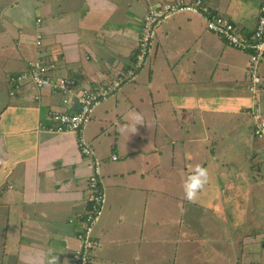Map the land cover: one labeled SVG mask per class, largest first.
<instances>
[{"label": "crops", "instance_id": "crops-1", "mask_svg": "<svg viewBox=\"0 0 264 264\" xmlns=\"http://www.w3.org/2000/svg\"><path fill=\"white\" fill-rule=\"evenodd\" d=\"M171 1L0 0V264H49L54 257L57 264H66L78 246L77 231L88 197V160L79 152L76 134L51 130L54 124L47 111L66 109L61 97L25 81L13 90L9 78L27 73L29 62L40 58L53 65V77L73 79L75 93L109 83L131 69L148 8ZM206 1L243 32L254 28L264 4V0ZM248 60L247 52L208 31L198 15L180 12L159 25L155 47L133 81L96 106L82 134L103 160L106 203L94 229L98 246L90 264H156L148 247L152 240L136 223L144 211L140 201L147 203L148 196L151 201L160 192L187 211L178 228L174 221L171 224L178 229L176 237L161 239L167 247L177 243L182 247L184 238L194 244V230L189 232L188 227L195 214L199 218L203 204H212L219 214L221 197L228 192L222 190V182L233 179L230 172L236 169H223L222 158L215 157L217 125L223 115L235 117L237 125L250 117V129L255 111L264 119V59L258 68L263 87L257 102L247 87ZM137 114L143 124L130 133ZM201 145L210 152L211 163L197 162ZM249 158L252 162L254 156ZM257 163L244 173L242 169L234 173L258 177L243 187L246 227L251 232L243 239L254 250L247 256L258 252L256 243L264 247V239L254 240L259 234L251 231V212L258 210L259 217L264 216V167L252 166ZM201 164L213 172L204 187L209 200L199 192L196 202L180 201L184 181ZM219 173L221 185L216 182ZM166 175V186H156ZM228 183L230 190L239 188ZM231 219L225 221L226 228ZM144 236L147 242L142 244ZM196 243L191 250L206 254L202 240ZM168 251L177 260L176 249ZM261 260L252 262L264 264Z\"/></svg>", "mask_w": 264, "mask_h": 264}, {"label": "built area", "instance_id": "built-area-1", "mask_svg": "<svg viewBox=\"0 0 264 264\" xmlns=\"http://www.w3.org/2000/svg\"><path fill=\"white\" fill-rule=\"evenodd\" d=\"M179 12L198 15L208 31L220 37L227 45L247 52L249 55V64L246 68L247 87L255 96L262 85V79L257 69L259 61L264 58V4L260 6L256 24L249 32H243L234 21L217 13L206 0H173L150 6L142 18V32L131 69L125 75L119 76L109 83L81 88L77 93L73 91L75 86L73 79L64 76L53 77L50 73L53 70V65L44 63L40 58L29 62L27 73L9 78L13 84V90L20 88L25 81L34 88H46L50 94H57L61 97V104L66 109L60 110L51 107L47 111L54 124L52 130L75 133L80 153L88 159L87 209L84 216L80 218L76 236L78 246L66 264H90L93 260L94 251L98 246L94 229L102 215L106 199L100 175L101 162L94 156L90 144L83 137V129L91 120L94 109L100 102L114 96L124 84L133 81L139 69L145 66L148 56L155 47L156 31L159 25ZM71 105L75 106L73 111L69 110ZM253 133L257 137L264 138V119L256 111ZM112 158L116 159V156L112 155Z\"/></svg>", "mask_w": 264, "mask_h": 264}, {"label": "rangeland", "instance_id": "rangeland-1", "mask_svg": "<svg viewBox=\"0 0 264 264\" xmlns=\"http://www.w3.org/2000/svg\"><path fill=\"white\" fill-rule=\"evenodd\" d=\"M262 65L263 63L260 65V70ZM257 71L259 74L258 69ZM261 79L262 85L255 95L256 102L263 87V78ZM230 117L231 115H223L220 125H217L219 145L216 147L215 157L218 159L222 158L223 169L226 168L228 170L231 168L230 166H233L236 170H232L230 172V175H232L233 179L228 180V178H225L222 182V190L224 191L225 189H228V192L226 191L221 197V211L219 214L217 215L215 210L212 209V204L206 203L203 204V209L199 212V218L197 219L196 214L193 216L192 227L189 226L188 228L189 232L192 229L194 230V244H190V242L185 238L182 240V247L180 248H177L180 243L168 247L164 244H161V239L165 238L166 236H170L172 238L176 237L179 223L181 222V219H184V217L187 215V211H181L179 203L171 200V197L169 196H162L160 192L158 196L156 195V198L151 201L150 196H148V202L145 203V200L143 201L145 205L140 201L141 209H143L144 206V211L141 213V217L136 220V223H141L143 229L146 230V235L152 240L151 243H148V247L151 249V258L154 256V263L158 264L159 261L165 262V264H193V259H198L196 264H245L246 262H250L252 260H258L259 257L264 259V247H261L259 242L256 243V249L258 252L245 257L248 253H251L254 250L250 244L244 243L243 239L244 235L246 238L247 235L251 234V232H248L246 227L248 215H246L244 210L246 209L245 205L248 203H243V200L246 199V192L244 189L245 185L255 182L258 180V177L257 175H234V173L239 171V169H242V173L250 170V165L255 161L258 163L256 165H252L253 167H264V139L254 136V120L253 127L250 129L249 125L252 121L250 117L247 116L249 120H246L240 125L236 124L237 121L235 117ZM251 133L253 136H251ZM239 139H241V142L238 141ZM200 148L201 153L198 157H196L197 162L200 161V159H204L205 162L209 161V163H211L212 160L211 156L209 155L210 152L207 153L202 145ZM250 149H252L253 152ZM249 156H254L252 162ZM98 158L101 159L100 157ZM225 160L231 162L232 165H230V163L228 164L227 162H224ZM101 161L103 163L102 159ZM201 165L205 167L203 164ZM205 168H207L209 175H213L211 167L207 165ZM100 175H102V173H100ZM215 176L217 178V184L221 185V174L219 173ZM178 177H183V175H178ZM162 178L163 179H158L156 181V186H166V183L164 182L167 181L168 176H162ZM211 180L212 179L209 181ZM228 182H234L235 186H239V188L236 191L234 189L230 190L228 187V184L230 183ZM174 186H178V184H175ZM240 186H242V189ZM217 190H219V187ZM203 194H206V200H209L207 190L205 188L200 191V195ZM180 201H186V203L188 202L183 196L180 197ZM190 206L191 204H189L187 207ZM250 215L252 222L251 231H254L255 229V233L259 234V238H255L254 240L261 241L264 239V216L260 218L259 216H261V214L258 212V210L251 212ZM229 218L232 219L229 221V227L226 228L224 223ZM243 219L244 223L242 221ZM124 221L125 219L122 222ZM173 221L176 225L178 224L177 228L171 227ZM241 232L245 234H241ZM239 233L241 235L240 237ZM144 240L147 242V237L144 236L143 239L140 240V243L143 244ZM201 240L208 249L206 254L195 253L191 250L197 246L196 242ZM246 241L250 242V239L247 238ZM238 245H241L242 249L240 246L238 247ZM170 248L176 249L175 255L177 256V260L171 258L172 254L170 251L167 252V250ZM205 257L209 259L210 262L208 260L205 263L202 262L203 258L205 260ZM236 257L238 261L236 260ZM261 262L264 263L262 260ZM248 264H253V262Z\"/></svg>", "mask_w": 264, "mask_h": 264}, {"label": "clouds", "instance_id": "clouds-1", "mask_svg": "<svg viewBox=\"0 0 264 264\" xmlns=\"http://www.w3.org/2000/svg\"><path fill=\"white\" fill-rule=\"evenodd\" d=\"M135 119L137 120V123L131 126V131L130 133H135L137 128L136 125L137 124H143L142 123V117L137 114V116L135 117ZM90 122V121H89ZM88 122V123H89ZM254 126H255V121H254ZM254 129V127H253ZM52 130V128H51ZM54 131V130H53ZM56 132V131H54ZM65 132H69V131H65ZM57 133H62V132H57ZM73 133V132H72ZM254 134V133H253ZM256 136V135H254ZM77 137V135H76ZM84 137V136H83ZM257 137V136H256ZM85 138V137H84ZM87 141V139H85ZM88 142V141H87ZM89 143V142H88ZM90 144V143H89ZM78 145V144H77ZM92 150L93 147L90 144ZM79 149V147H78ZM80 152V150H79ZM94 152V156L97 157V155ZM81 154V153H80ZM81 156L85 159H87L85 156H83L81 154ZM98 158V157H97ZM117 158V157H116ZM99 159V158H98ZM88 160V159H87ZM101 162V167H102V161L101 159H99ZM89 174V173H88ZM101 179H102V175H101ZM210 180V176L208 173L207 168L201 166V165H196L193 170H192V174H190L187 179L184 181L183 183V192H184V199H186L189 202H196L197 198H198V193L204 189L205 185H207L209 183ZM88 188V185H87ZM136 259H139V257H136ZM49 264H57V257H54L53 259H51L49 261Z\"/></svg>", "mask_w": 264, "mask_h": 264}, {"label": "trees", "instance_id": "trees-1", "mask_svg": "<svg viewBox=\"0 0 264 264\" xmlns=\"http://www.w3.org/2000/svg\"><path fill=\"white\" fill-rule=\"evenodd\" d=\"M240 244V243H239ZM241 247V249H242V246L241 245H238V247ZM242 251V250H241ZM240 255H241V252H240ZM245 256V255H244ZM245 257H247V255L245 256ZM239 259H240V257H239ZM236 260L238 261V259H237V257H236ZM250 262H252V261H250ZM250 262H246L245 264H248V263H250Z\"/></svg>", "mask_w": 264, "mask_h": 264}]
</instances>
